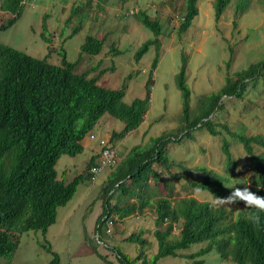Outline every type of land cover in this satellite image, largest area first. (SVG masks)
<instances>
[{
    "label": "rangeland",
    "instance_id": "374dc122",
    "mask_svg": "<svg viewBox=\"0 0 264 264\" xmlns=\"http://www.w3.org/2000/svg\"><path fill=\"white\" fill-rule=\"evenodd\" d=\"M185 1L24 0L20 17L0 31L1 44L36 59L46 57L49 64L60 65L62 52L67 62L78 60L75 73L88 72L89 77L98 75L97 84L105 88H124L123 102L126 104L136 98L142 99L145 83L152 78L148 86V109L142 123L122 139L112 142L117 153L116 165L104 169L93 182L86 176L90 158L99 151V141L110 139L112 133L123 128L120 120L104 114L86 135L87 139L93 136L89 139V147L73 157L61 155L55 164L57 178H63L65 183L80 174L85 176L72 199L57 208L55 223L45 234L28 231L18 235L16 250L9 259L1 258L0 264H48L52 255L45 247L58 255L59 264H119L113 248L130 259L139 256L136 264L148 259L150 262L157 252L154 231L165 228V225L155 224L153 203L157 197L176 201L192 196L199 202H212L215 197L193 189L190 184L201 182L208 171L226 178L222 184L224 192L232 191L234 187L258 185L253 160L237 137L261 136L264 139V88L248 86L240 99L223 97L208 117L216 132L211 136L205 127L186 132L175 76L183 57L185 83L189 88L187 119L191 121L208 110V96L217 93L228 78L264 59V0H229L217 19L214 0H197V15L190 26L180 32L179 26L186 12ZM239 5L242 10L238 9ZM141 12L160 25L157 37L140 24L137 14ZM12 17L0 7V25ZM88 35L103 40L102 49L96 56L81 53L80 48ZM155 38L160 46L157 65L152 70L154 45L138 61L134 54L143 42ZM163 135L170 138L165 148L170 167L153 166L159 179L150 178L144 186L146 194H143L149 197L150 205L122 220L112 214L106 220L112 221L110 234H105L103 228L99 230L98 238L104 245L99 244L94 227L103 211L104 190L110 189L112 173L133 148L146 150L154 139ZM224 142L234 164L231 172L225 170ZM252 150L255 156L264 158L263 146L252 144ZM133 190L131 192L136 193V189ZM133 197L113 191L109 205L122 207L136 203L137 199ZM222 207L229 211L232 219L242 210L238 205ZM179 230L180 226L176 225L172 239L178 237ZM131 234H140L145 244L140 246L126 241ZM204 246L205 243L194 244L178 253L188 255ZM200 259L203 264H234L230 258H221L215 250ZM189 262L185 257L166 256L157 264Z\"/></svg>",
    "mask_w": 264,
    "mask_h": 264
},
{
    "label": "trees",
    "instance_id": "16d2710c",
    "mask_svg": "<svg viewBox=\"0 0 264 264\" xmlns=\"http://www.w3.org/2000/svg\"><path fill=\"white\" fill-rule=\"evenodd\" d=\"M24 0H2L1 9L13 17L0 25V31L13 25L22 13ZM197 0H186V12L179 26L185 31L197 15ZM229 0H214V16L217 19ZM240 6V5H239ZM242 10V6L238 7ZM140 24L157 37L160 25L144 13L137 14ZM45 29V23L43 24ZM42 38L45 39L43 34ZM154 45L155 56L151 62L154 70L158 61L159 41L147 40L136 50L134 58L138 61L149 47ZM103 40L88 35L81 46V53L96 56L101 51ZM80 56V55H79ZM43 59L33 58L23 52L0 43V259H9L17 248V236L28 231H40L45 234L48 227L55 223L57 208L65 206L77 191L85 176L78 175L71 182L58 179L54 169L61 155L75 156L83 151L80 144L104 114H108L123 123L118 133H112L109 144L122 139L128 132L136 129L143 121L148 109L150 77L145 83V95L134 99L130 104L123 102L124 88L110 89L97 84L99 76L89 77L88 72L75 73L74 63L66 61L61 53L60 65L49 64ZM175 76V82L182 99L185 130L203 128L211 136L216 132L209 122L217 103L223 97L240 99L248 86L260 85L264 88V59L251 63L247 68L228 78L217 93L208 96L210 107L200 116L189 121V88L185 83L186 62ZM260 81L261 84H258ZM150 83V84H151ZM187 120V121H186ZM184 130V131H185ZM235 134H233L234 136ZM176 138L180 136L176 134ZM245 152L251 157L254 169L258 173V185L253 191L264 195V158L255 156L252 144L264 147L261 136H238ZM169 136H160L143 151L133 148L127 157L116 167L110 178V189L104 190L105 204L102 213L96 219L95 226L102 227L105 218L112 214L120 220L150 205L149 197L144 194L150 178L159 179L154 165L168 169L170 164L165 156ZM225 154L226 172H231L234 164L227 145H222ZM95 157L90 158L89 168ZM199 183H190L193 189L208 192L212 197L227 196L222 184L226 178L208 171ZM165 191L166 184L163 185ZM136 189V193L131 192ZM113 191L129 194L136 203L122 207L109 205ZM146 194V192H145ZM165 197L154 200L155 224L165 225L164 230H155L157 252L151 261L142 264H157L166 256L185 257L188 264H203L200 257L215 250L223 259L230 258L234 264H264V212H259V223H253L249 215L257 214L254 208H248L243 202L234 205L242 207L232 219L224 207H214L212 202H199L192 196L170 201ZM176 225L180 226L178 237L172 239ZM95 228V227H94ZM128 242L145 244L140 234H131ZM205 243L198 251L182 255L191 245ZM52 258L48 264H59V257L45 247ZM119 264H136L140 259H130L117 248H113ZM108 264H111L110 262Z\"/></svg>",
    "mask_w": 264,
    "mask_h": 264
},
{
    "label": "clouds",
    "instance_id": "9594fccd",
    "mask_svg": "<svg viewBox=\"0 0 264 264\" xmlns=\"http://www.w3.org/2000/svg\"><path fill=\"white\" fill-rule=\"evenodd\" d=\"M133 11H130L132 14ZM237 202H243L246 207L254 208L257 210V214L249 215V219L253 223H259V212H264V195L258 194L253 191L251 187H234L233 190L227 196H217L213 199L212 204L214 207H222L225 205H234Z\"/></svg>",
    "mask_w": 264,
    "mask_h": 264
},
{
    "label": "built area",
    "instance_id": "2783aa9c",
    "mask_svg": "<svg viewBox=\"0 0 264 264\" xmlns=\"http://www.w3.org/2000/svg\"><path fill=\"white\" fill-rule=\"evenodd\" d=\"M89 139L90 140L93 139V136H90ZM96 155H97V158L95 159L93 166H91L88 171L89 179L92 182L95 180L97 175L101 173L104 169L112 168L117 163V153H116L115 148H113V146L109 144V139H101L99 141V151L96 153ZM106 220L107 218H105V221ZM103 224L104 225H102L100 229L98 225L95 226L94 228L96 232L95 238L99 244H103L101 243V241H99V238H98L99 230L103 228L105 234H110L109 226L112 224V221L109 220V221L104 222Z\"/></svg>",
    "mask_w": 264,
    "mask_h": 264
},
{
    "label": "crops",
    "instance_id": "0c3cea01",
    "mask_svg": "<svg viewBox=\"0 0 264 264\" xmlns=\"http://www.w3.org/2000/svg\"><path fill=\"white\" fill-rule=\"evenodd\" d=\"M89 139H87V137L85 136L84 138H83V140L81 141V145H82V147H83V150H84V148H88L89 146Z\"/></svg>",
    "mask_w": 264,
    "mask_h": 264
}]
</instances>
